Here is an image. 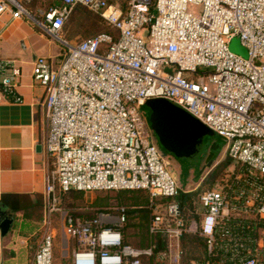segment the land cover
<instances>
[{"label": "built area", "instance_id": "obj_1", "mask_svg": "<svg viewBox=\"0 0 264 264\" xmlns=\"http://www.w3.org/2000/svg\"><path fill=\"white\" fill-rule=\"evenodd\" d=\"M35 1L0 0V18H26L62 46L58 65L42 55L33 61L53 160L33 264H55L51 216L61 194L100 190L148 192L149 243L125 241V205L115 217L66 214L71 264H264V0H131L125 10L111 0H51L31 11ZM77 5L100 13L117 34L67 39ZM235 36L248 57L230 49ZM20 75L15 60L0 57V103L23 101ZM152 98L178 103L223 136L239 166L199 194L190 220L179 198L197 187L182 186L157 144L141 110ZM188 233L202 237L205 250L186 261Z\"/></svg>", "mask_w": 264, "mask_h": 264}, {"label": "crops", "instance_id": "obj_2", "mask_svg": "<svg viewBox=\"0 0 264 264\" xmlns=\"http://www.w3.org/2000/svg\"><path fill=\"white\" fill-rule=\"evenodd\" d=\"M60 45L28 21L9 14L0 18V57L15 60L21 68L17 90L23 98L22 102L7 99L0 103V208L14 217L6 235L0 230V264L19 263L28 235L39 231L46 211V177L53 160L44 147L50 130L44 108L46 91L34 80L33 61L42 55L58 65ZM5 194L7 205L3 204ZM7 201L18 202L19 210L14 212Z\"/></svg>", "mask_w": 264, "mask_h": 264}, {"label": "rangeland", "instance_id": "obj_3", "mask_svg": "<svg viewBox=\"0 0 264 264\" xmlns=\"http://www.w3.org/2000/svg\"><path fill=\"white\" fill-rule=\"evenodd\" d=\"M51 0H37L30 5L31 11H36L38 6H48L51 4ZM131 0H111L112 3H118L125 10L129 6ZM191 9L194 11H200L199 8L191 6ZM157 13V11H155ZM23 20L28 21L35 29H38L31 21L24 18ZM108 33L111 35H116L117 31L110 26L104 17L89 7L84 5H77L65 27V35L67 39L77 42L84 39H88L93 35L98 33ZM58 45L59 42H57ZM61 46V45H60ZM230 49L243 57H248L247 48L243 45L240 37L235 36L229 42ZM61 58V57H60ZM202 71H206V68H202ZM149 125V124H148ZM150 127V126H149ZM154 136V135H153ZM220 139L223 144V149L219 152L212 153L207 158L206 167L201 170V160L199 161L197 158L185 160L184 162H176L175 164H171L170 167L175 169L178 173L180 165L183 173H178L180 183L182 186H187L189 184V188H196L192 192L191 200L196 202L198 201V196L202 190L208 189L209 186H212L208 181V177L214 172L217 171L218 176L216 181H220L221 179L229 176L232 171L237 172L239 166L234 165L233 161L229 159L228 155L225 152V144L226 141H223L222 138L212 139L211 137H207L206 141H218ZM227 162H230L227 164ZM178 163V164H177ZM191 165H195L198 172L201 173L199 177H192L189 174V169ZM200 168V169H198ZM202 172H201V171ZM61 204L59 207L61 208L58 211L52 213L51 216V226L57 229L58 236L57 242L55 246V264H71V249L72 243L69 251H67L65 242V236L62 233L64 219L66 214H76L86 217H94L100 213L110 212L115 217L117 214L116 207L120 205H126L129 207V222L125 227L126 234L130 237L132 236L134 241L137 243L146 242V228L150 220V212L147 214L143 213L142 206L148 205L149 197L145 196L143 191L135 190H122L119 191H70L68 193L61 194ZM141 206V207H140ZM148 211L149 209L146 208ZM136 211V212H132ZM46 212V211H45ZM116 214V215H115ZM45 217V213H44ZM44 217L42 219L41 224L39 225L40 229L37 233L33 235H28L27 243L22 248L21 258L19 263L16 264H33L34 255L38 248V245L42 239V236L45 232L46 225L44 223ZM115 218H110L109 221H114ZM108 221V223H110ZM197 234L188 233L187 236L183 239V247H184V258L185 260H189L195 257H202L204 254V243L203 241L197 239ZM200 238V236H199Z\"/></svg>", "mask_w": 264, "mask_h": 264}, {"label": "water", "instance_id": "obj_4", "mask_svg": "<svg viewBox=\"0 0 264 264\" xmlns=\"http://www.w3.org/2000/svg\"><path fill=\"white\" fill-rule=\"evenodd\" d=\"M141 110L154 133L155 140L164 153H170L181 163L197 158L198 164L205 151L210 148L215 152L223 149L220 139H226L212 130L200 119L178 103L167 98H152L141 106ZM42 149V145H39ZM14 221L10 211L0 208V230L6 235Z\"/></svg>", "mask_w": 264, "mask_h": 264}, {"label": "trees", "instance_id": "obj_5", "mask_svg": "<svg viewBox=\"0 0 264 264\" xmlns=\"http://www.w3.org/2000/svg\"><path fill=\"white\" fill-rule=\"evenodd\" d=\"M51 3H52V1H50ZM107 22V21H106ZM111 26V25H110ZM103 33V32H102ZM98 34H100V33H98ZM98 34H96V35H98ZM93 36H95V35H93ZM215 153V152H214ZM165 155H166V153H164ZM168 156V155H167ZM171 158H174V156L172 155L171 156ZM230 162H227V164H229ZM217 176H218V173H217V171H214L209 177H208V179H207V181L212 185V186H209V188H213L215 185H216V183L218 182H215L216 181V178H217ZM208 188V189H209ZM108 191H116V190H108ZM120 192L122 191V190H119ZM118 191V192H119ZM130 191H135V190H130ZM137 191V190H136ZM139 191H143V193H145V196L146 197H149V194H148V192L147 191H145V190H139ZM203 191V190H202ZM201 191V192H202ZM200 192V193H201ZM191 195L192 194H190V195H184V196H181L179 199H180V202H181V204H182V206H183V208H184V210H185V212H186V214H187V216L190 214V209H194V207L196 206L195 205V203H194V200L192 201L191 200ZM7 196H8V194H5L4 196H3V204H6V199H7ZM9 204H12V206H11V208H12V210L14 211V212H16L17 210H19V207H18V202H12V203H10L9 201H7ZM7 205V204H6ZM126 206V205H125ZM127 208H128V212H127V215H128V218H129V207L128 206H126ZM141 207V206H140ZM142 208H144L142 211H143V213L144 214H147V213H149L150 211L148 210H146V208L148 209V207H147V204L145 205V206H142ZM133 213L134 212H136V211H132ZM188 218H189V220L190 219H192V216H188ZM128 222H129V219L127 220V223H126V225L128 224ZM148 223H146V225H147ZM126 227V226H125ZM146 235H147V237H146V242H144V243H137L136 241H134V239H133V237L132 236H128L127 234H126V232H125V241L127 242V243H131V244H133V245H135V246H146V245H148V243H149V235H148V226H147V228H146ZM185 236H187V234L185 235ZM185 236H184V238H185ZM197 239H199L200 241L202 240L203 241V243H204V239L202 238V237H200L199 238V236L198 237H196ZM204 255V254H203ZM195 258H200V257H195ZM195 258H191V259H195ZM191 259H189V260H191ZM189 260H187V261H189Z\"/></svg>", "mask_w": 264, "mask_h": 264}, {"label": "flooded vegetation", "instance_id": "obj_6", "mask_svg": "<svg viewBox=\"0 0 264 264\" xmlns=\"http://www.w3.org/2000/svg\"><path fill=\"white\" fill-rule=\"evenodd\" d=\"M146 118V117H145ZM146 121H147V119H146ZM148 123V122H147ZM153 132V131H152ZM153 135H154V133H153ZM212 153H214V151L212 150V149H210V148H208L206 151H205V153L203 154V156H202V160H201V165L202 166H200V168H201V170H203L204 169V167H206V163H207V158L212 154ZM168 155V156H167ZM167 158H168V160H169V163H170V165L172 164H175L176 165V162H178V159L177 158H171V156H172V154H170V153H166V155H165ZM178 164V163H177ZM178 168H179V171H178V173H183V171H182V167L180 166V165H178L177 166ZM200 168H198V169H200ZM200 170V171H201ZM198 172V170H197V168L195 167V165H191V167H190V169H189V174H191L192 175V177H195V176H197V177H199V175L201 174V173H197ZM202 172V171H201ZM179 176V175H178Z\"/></svg>", "mask_w": 264, "mask_h": 264}]
</instances>
